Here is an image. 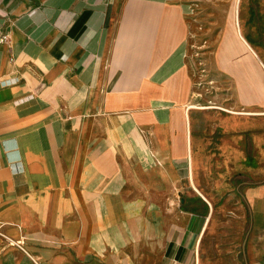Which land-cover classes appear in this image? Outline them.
<instances>
[{"label":"crops","instance_id":"obj_1","mask_svg":"<svg viewBox=\"0 0 264 264\" xmlns=\"http://www.w3.org/2000/svg\"><path fill=\"white\" fill-rule=\"evenodd\" d=\"M184 1L0 0V264H199L215 207L264 264V112L209 106Z\"/></svg>","mask_w":264,"mask_h":264},{"label":"rangeland","instance_id":"obj_2","mask_svg":"<svg viewBox=\"0 0 264 264\" xmlns=\"http://www.w3.org/2000/svg\"><path fill=\"white\" fill-rule=\"evenodd\" d=\"M184 2L190 25L188 50L203 74V83L208 89L207 101L211 102L209 106L216 105L215 108L223 112L242 110H250L253 113L264 112V97H260L256 91H251L255 93L251 105L257 109L231 107L238 102L240 106L244 104L242 96L239 95L242 93L241 89L247 91L248 85L253 82L248 79V71L255 73L260 71L258 68L260 67L262 71L260 80L264 87V47L261 45V39L264 38V0H258L254 15L250 12V0H185ZM237 33L245 40L247 37L253 42L249 45L255 59L241 44L245 51L239 45ZM246 52L254 60L249 58ZM259 130L255 129L251 134L259 133ZM213 135L243 136L244 133L242 131L224 133L219 129ZM240 146L245 150L248 148L246 142ZM251 153V160L256 162L257 171L264 173V154L253 151V148ZM256 178L264 181V175ZM232 212L231 208L226 214L232 215ZM226 214H219L218 207L213 209L212 222L202 238L199 264L251 263L247 246L251 237L247 229L248 224L242 235V227H236L230 223V220L226 221Z\"/></svg>","mask_w":264,"mask_h":264},{"label":"trees","instance_id":"obj_3","mask_svg":"<svg viewBox=\"0 0 264 264\" xmlns=\"http://www.w3.org/2000/svg\"><path fill=\"white\" fill-rule=\"evenodd\" d=\"M257 7H258V0H250V12H251V14L254 15L255 10H256ZM246 39H247V41L249 43H251V44L253 43L247 37H246ZM261 45H262V47H264V38L261 39ZM248 154L250 156V148L248 149ZM230 182H231V185L237 187V192L241 196V201H242V203H243V205L245 207H247V203H246L245 199L242 196V191H241L242 188L246 184H250L252 186H257V185H260L261 184L260 182L254 181V180H252L251 178H249L248 176H246L244 174H237V175H235L234 177L231 178ZM247 229H246V231H247Z\"/></svg>","mask_w":264,"mask_h":264},{"label":"bare ground","instance_id":"obj_4","mask_svg":"<svg viewBox=\"0 0 264 264\" xmlns=\"http://www.w3.org/2000/svg\"><path fill=\"white\" fill-rule=\"evenodd\" d=\"M237 38H238V40H239V43L246 49V51H248L250 54H251V56H253L254 57V59H255V55H254V53H253V50H252V48L250 47V45L239 35V33H237ZM252 57V58H253ZM192 108V107H191ZM194 108V107H193Z\"/></svg>","mask_w":264,"mask_h":264}]
</instances>
